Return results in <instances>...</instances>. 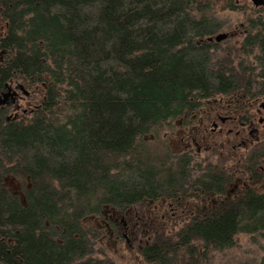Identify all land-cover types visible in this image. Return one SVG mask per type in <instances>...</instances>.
Listing matches in <instances>:
<instances>
[{"label":"trees","instance_id":"trees-1","mask_svg":"<svg viewBox=\"0 0 264 264\" xmlns=\"http://www.w3.org/2000/svg\"><path fill=\"white\" fill-rule=\"evenodd\" d=\"M195 3L0 0V88L17 79L36 95L16 118L0 111V264H73L104 234V220L88 218L190 184L184 160L148 136L200 100L234 94L242 74L237 56L196 44L215 20ZM189 226L154 233L144 257L192 264L239 232L264 235V195L231 196Z\"/></svg>","mask_w":264,"mask_h":264},{"label":"flooded vegetation","instance_id":"flooded-vegetation-1","mask_svg":"<svg viewBox=\"0 0 264 264\" xmlns=\"http://www.w3.org/2000/svg\"><path fill=\"white\" fill-rule=\"evenodd\" d=\"M220 3L224 10L240 16L230 23L213 17L214 26L198 36L196 44L207 56H237L242 72L239 90L200 100L193 111H185L173 123H166L163 131L164 138L177 143L176 150L169 154L184 160L190 184L181 192L144 200L149 206L143 213L137 209L142 203L105 210L108 216L104 225L115 243L127 237L130 249L141 251L147 264H161L143 254L154 247L151 239L157 231L164 235L191 229L189 223L212 215L215 205L231 196L264 195V0L257 5L252 0ZM198 4L204 9L209 2ZM219 33L226 36L216 40ZM28 91L17 79L4 82L0 111L7 110L11 116V108L34 93ZM18 116L13 113L11 117ZM4 238L0 231V241Z\"/></svg>","mask_w":264,"mask_h":264},{"label":"rangeland","instance_id":"rangeland-1","mask_svg":"<svg viewBox=\"0 0 264 264\" xmlns=\"http://www.w3.org/2000/svg\"><path fill=\"white\" fill-rule=\"evenodd\" d=\"M196 2H205L208 1L209 4L207 8H204V13L208 16L215 17L220 22H234L239 15V13H230L228 10H224L221 7L222 0H195ZM233 1V0H231ZM242 1V0H241ZM198 3H195L197 6ZM198 8L199 4H198ZM197 13V11H194ZM20 83V82H19ZM23 85V84H22ZM24 86V85H23ZM27 88V87H25ZM27 90H31L27 88ZM28 91V92H29ZM32 91V90H31ZM19 102L18 107H12L10 115L12 116L13 113H18V115H22L23 110H30V107L35 106L36 102V95L35 93L30 94L28 97H23ZM16 110V112H15ZM9 116V113L7 114ZM174 120H172L173 123ZM166 127L159 131L158 135L154 136L152 133L148 136V146L152 149H158V154H163L165 150H168L169 153L172 150H176L177 143L174 139L164 138L163 131ZM158 143V144H157ZM176 143V144H175ZM13 176H3L2 179L4 180V185L7 184L11 189L16 191L21 190L20 182H18L17 178ZM148 201L138 204L137 209H139V213H143V210L147 206H149ZM109 209V208H108ZM108 216L107 212H105V208L101 210L100 216H92L87 219V223H92V225H96V221L103 219ZM101 217V218H100ZM157 219V217H156ZM185 220V219H183ZM158 218V222H159ZM184 223V222H183ZM160 224V223H159ZM98 226H94L96 230ZM102 233V232H101ZM150 234H153L150 232ZM149 235V232L147 233ZM145 237V236H144ZM96 239L92 243L90 247V251L80 260L74 262L73 264H147L145 262L141 251L137 250L136 248L130 249L127 244V237H122L121 240L115 243L114 237L109 235L106 228L104 230V234L101 237H97L96 232ZM194 245H198L199 242L195 239L191 242ZM200 252V250H198ZM264 255V235L261 234H247L243 232H239L234 237V244L228 248L223 249L219 252L210 251L204 257L203 255L199 256L197 254L195 261L192 264H257L260 257Z\"/></svg>","mask_w":264,"mask_h":264},{"label":"water","instance_id":"water-1","mask_svg":"<svg viewBox=\"0 0 264 264\" xmlns=\"http://www.w3.org/2000/svg\"><path fill=\"white\" fill-rule=\"evenodd\" d=\"M252 1L255 3V5H257L260 3L261 0H252ZM225 36L226 35L224 33H219V34L215 35V39L220 40V39L224 38Z\"/></svg>","mask_w":264,"mask_h":264}]
</instances>
